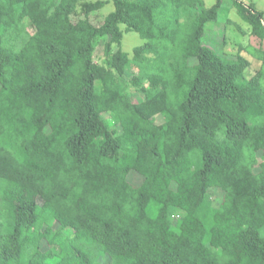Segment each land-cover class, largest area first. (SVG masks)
Returning a JSON list of instances; mask_svg holds the SVG:
<instances>
[{"label": "trees", "instance_id": "1", "mask_svg": "<svg viewBox=\"0 0 264 264\" xmlns=\"http://www.w3.org/2000/svg\"><path fill=\"white\" fill-rule=\"evenodd\" d=\"M222 1L0 0V264H264L262 74L203 44Z\"/></svg>", "mask_w": 264, "mask_h": 264}, {"label": "rangeland", "instance_id": "2", "mask_svg": "<svg viewBox=\"0 0 264 264\" xmlns=\"http://www.w3.org/2000/svg\"><path fill=\"white\" fill-rule=\"evenodd\" d=\"M97 1V0H89ZM108 1L109 0H105ZM205 7L209 8L214 3L215 0H203ZM247 4H254L256 10L264 13V0H241ZM113 11L112 3H108L105 7L91 16V21L94 24L100 23L103 18ZM30 30V27H29ZM124 31V27H122ZM108 39H101L96 45V50L94 54V61L97 64H102L104 59V48ZM143 41L134 32H125L122 48L125 52L132 54L133 49L139 46ZM203 44L207 47L213 49L219 54L224 55H236L240 53L250 62V67L247 70V77L250 78L256 73L260 72L262 74L261 83L264 87V43H260L258 39L251 35V29L248 24H246L237 14L236 9L233 7L232 0H223L222 6L219 11V16L216 22L208 23L205 27V34L203 36ZM133 72L141 73L143 75V81L146 82L148 77L145 71H140L135 69ZM131 78V77H130ZM127 84V82H123ZM130 98L134 102L141 101L143 99L142 95L139 93L130 94ZM104 118L109 124H113L109 115L105 114ZM259 162V159L257 158ZM136 182L140 180L134 178ZM213 195V206H217L224 195L221 190H214ZM104 264H108L110 259L104 258Z\"/></svg>", "mask_w": 264, "mask_h": 264}]
</instances>
